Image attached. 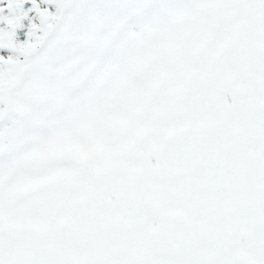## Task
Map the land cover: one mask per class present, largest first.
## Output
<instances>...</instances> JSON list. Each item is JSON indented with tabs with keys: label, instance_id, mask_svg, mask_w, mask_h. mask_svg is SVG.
I'll return each instance as SVG.
<instances>
[{
	"label": "snow or ice",
	"instance_id": "6c2138e0",
	"mask_svg": "<svg viewBox=\"0 0 264 264\" xmlns=\"http://www.w3.org/2000/svg\"><path fill=\"white\" fill-rule=\"evenodd\" d=\"M0 264H264V0H0Z\"/></svg>",
	"mask_w": 264,
	"mask_h": 264
}]
</instances>
